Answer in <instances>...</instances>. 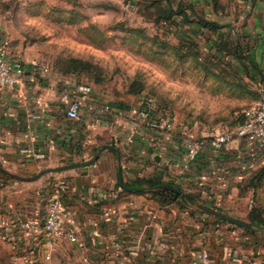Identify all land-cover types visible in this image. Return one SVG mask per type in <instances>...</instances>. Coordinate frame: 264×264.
Listing matches in <instances>:
<instances>
[{"label":"crops","instance_id":"crops-1","mask_svg":"<svg viewBox=\"0 0 264 264\" xmlns=\"http://www.w3.org/2000/svg\"><path fill=\"white\" fill-rule=\"evenodd\" d=\"M186 1L194 7L191 18L223 23L240 39L257 64L250 67L251 77L264 82V0ZM9 32L0 25L9 55L22 60L26 70L15 88L0 83V163L33 173L85 162L29 181L0 171V247L9 261L27 264L36 255V232L19 223L41 217L64 181L70 185L61 189L66 223L75 228L78 241L56 245L74 252L81 264H264V228L220 220L191 203H162L150 192L124 188L119 180V167L127 184L143 176L171 179L213 208L251 223L253 207L264 216V141L234 138L219 149L207 143L184 167L188 140L183 135L152 129L144 119L142 126L132 115L136 109L122 102L104 110L95 88L82 92L80 116L70 118L68 103L81 79L51 70L33 78L29 57L11 49ZM106 143L114 148H104ZM53 246L43 244L38 257ZM203 250L209 252L208 263L198 255Z\"/></svg>","mask_w":264,"mask_h":264},{"label":"rangeland","instance_id":"rangeland-1","mask_svg":"<svg viewBox=\"0 0 264 264\" xmlns=\"http://www.w3.org/2000/svg\"><path fill=\"white\" fill-rule=\"evenodd\" d=\"M192 20L166 18L164 0H0V25L9 29L15 52L49 65L51 73L81 79L105 104L136 109L142 126L144 106L152 116L168 113L171 132L188 141L234 128L259 96V83L234 69L224 39L217 42L207 29L193 32ZM133 80L143 83L138 93L128 91ZM56 243L40 264H81ZM0 264L21 263L9 261L1 246Z\"/></svg>","mask_w":264,"mask_h":264},{"label":"built area","instance_id":"built-area-1","mask_svg":"<svg viewBox=\"0 0 264 264\" xmlns=\"http://www.w3.org/2000/svg\"><path fill=\"white\" fill-rule=\"evenodd\" d=\"M30 69L33 78L38 76V74L42 75L50 72L49 65L40 63L35 59L30 61ZM25 70L22 60L9 55L7 42L0 37V83L15 88L21 82ZM77 89L78 92L69 101L66 111L70 118H79L84 98L82 92H88L92 88L88 84L80 83L77 85ZM112 108L113 106L110 103H106L103 107L106 111H111ZM141 113L148 127L152 129L171 132L175 127L174 119L168 113L152 116L150 108L145 106ZM241 115L243 117L242 121L236 124L234 128L215 129L205 139L188 141L184 167L191 165L207 143L219 149L234 138L251 142L264 141V82L259 83V97L253 103L244 107ZM69 186V183L64 181L59 184V187L51 193L45 213L41 217L20 221L19 223L21 228L36 232L38 239L33 244L34 247H32V252H36V255L40 253L39 250L43 244L53 246L58 240L78 241L75 228L66 223L64 201L61 194V189H67ZM36 255L25 260V263L31 260L34 264H40L41 261L43 262L50 258L51 251H45L42 259ZM198 255L204 262L208 263L210 258L208 251L203 250ZM118 264H123V262L120 261Z\"/></svg>","mask_w":264,"mask_h":264},{"label":"trees","instance_id":"trees-1","mask_svg":"<svg viewBox=\"0 0 264 264\" xmlns=\"http://www.w3.org/2000/svg\"><path fill=\"white\" fill-rule=\"evenodd\" d=\"M192 11H194L193 4L191 2H187L186 0H179V1L164 0V16L166 18L169 19L170 17L172 18L183 17L186 19V21H190V22H192L193 21L192 19H194V23L196 27L195 28L192 27L193 32L198 33V30H202L204 27L214 32L217 35L216 36L217 42L222 41V39H224L225 43L230 46L231 49H229L228 51L232 52L233 60L234 61L236 60L235 62H237L236 63L237 67L235 66L234 69L237 70L238 74H241V79H244L245 78L244 76H248L254 82H258V79H254L250 75V67H252L253 69H257V64L250 57V54L246 52V47L244 44H242L240 39L238 37H233L230 32L223 29L225 26V24L223 23H220L215 20L206 19L204 17H201L200 15H197L198 19L191 18L189 15V12H192ZM228 35H230L229 36L230 38L228 37ZM221 50L222 51L224 50L225 52L227 51V49H223V48ZM79 62L80 61H77V60L74 61L75 64L72 65V68L77 69L79 66ZM142 87H143L142 82L133 80L130 83L128 91L132 93L133 92L138 93L141 91ZM242 119L243 117L241 115V120L239 122H241ZM3 175L8 178H11L7 176L6 174H3ZM164 183H173L179 187H182L175 181L171 179L169 180L162 179V177L158 175L138 177L129 185L136 186L135 191L150 192L152 196L159 199L162 203L171 202V201H179L181 203H191L193 206L196 207L195 200H197L206 206L212 207L206 204L205 202H203L202 199L200 198V195L197 193L190 192L195 197V199H191V198L181 196L174 190H170L167 188H153L154 186L164 184ZM195 210L202 211L198 207H196ZM259 211H260L259 207L257 206L253 207L250 212V220L253 226L256 225L257 227L264 228V216H262ZM217 218L220 220H223L220 217H217Z\"/></svg>","mask_w":264,"mask_h":264},{"label":"water","instance_id":"water-1","mask_svg":"<svg viewBox=\"0 0 264 264\" xmlns=\"http://www.w3.org/2000/svg\"><path fill=\"white\" fill-rule=\"evenodd\" d=\"M103 147L104 148L105 147L114 148V145H112L110 143H106L103 145ZM97 157H98V154H96L94 159H96ZM84 163H85L84 161H72V162L62 163V164H58V165H50V166H46V167L39 169L35 173H21L18 171H13V170L5 167L4 165H2L0 163V171L3 172L4 174H6L7 176L11 177L12 179L29 181V180L38 179L39 177H41V176H43L49 172L62 171V170L70 169V168H77V167L84 165ZM119 180H120L121 185L124 188H127V189H135L136 188V186L129 185L124 181V177H123L121 167H119ZM153 188H167V189L176 191L178 194H180L183 197L195 199V197L192 193H190L189 191H186L182 187H179L173 183H164V184L154 186ZM195 205H196V207H198L199 209H201L205 212L216 215L222 219H225L229 222L240 225L244 228H252V229L254 228L253 225L248 221H245V220H243L239 217H236L234 215L227 214V213L222 212L220 210H217L215 208L206 206L197 200H195Z\"/></svg>","mask_w":264,"mask_h":264}]
</instances>
